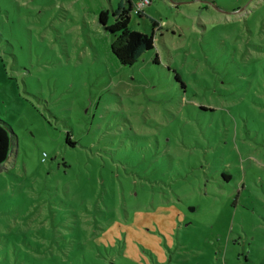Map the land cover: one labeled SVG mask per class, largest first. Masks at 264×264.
I'll use <instances>...</instances> for the list:
<instances>
[{
	"label": "rangeland",
	"instance_id": "rangeland-1",
	"mask_svg": "<svg viewBox=\"0 0 264 264\" xmlns=\"http://www.w3.org/2000/svg\"><path fill=\"white\" fill-rule=\"evenodd\" d=\"M128 1L0 0V264H264V0H151L124 67Z\"/></svg>",
	"mask_w": 264,
	"mask_h": 264
},
{
	"label": "trees",
	"instance_id": "trees-1",
	"mask_svg": "<svg viewBox=\"0 0 264 264\" xmlns=\"http://www.w3.org/2000/svg\"><path fill=\"white\" fill-rule=\"evenodd\" d=\"M128 10L122 5L113 12L112 24H109L108 11L99 14V24L112 37L111 50L121 66L135 65L143 54L154 50V35L144 34L129 29L130 13L135 12V7L128 1ZM140 16V14H137ZM158 24L153 22V28ZM67 143L73 144L67 139ZM13 132L9 126L0 120V169L9 160L13 151Z\"/></svg>",
	"mask_w": 264,
	"mask_h": 264
},
{
	"label": "built area",
	"instance_id": "built-area-1",
	"mask_svg": "<svg viewBox=\"0 0 264 264\" xmlns=\"http://www.w3.org/2000/svg\"><path fill=\"white\" fill-rule=\"evenodd\" d=\"M151 3V0H141L135 7V14H140L144 9H146ZM44 161V159H43Z\"/></svg>",
	"mask_w": 264,
	"mask_h": 264
}]
</instances>
